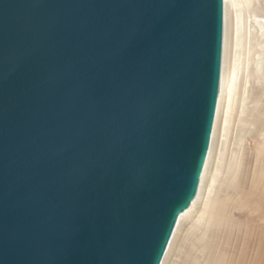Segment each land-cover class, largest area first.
<instances>
[{
    "label": "water",
    "instance_id": "1",
    "mask_svg": "<svg viewBox=\"0 0 264 264\" xmlns=\"http://www.w3.org/2000/svg\"><path fill=\"white\" fill-rule=\"evenodd\" d=\"M225 0H0V264H161L210 150Z\"/></svg>",
    "mask_w": 264,
    "mask_h": 264
},
{
    "label": "bare ground",
    "instance_id": "2",
    "mask_svg": "<svg viewBox=\"0 0 264 264\" xmlns=\"http://www.w3.org/2000/svg\"><path fill=\"white\" fill-rule=\"evenodd\" d=\"M249 137L256 139L253 159L246 145ZM261 201L264 0H225L221 88L210 150L198 194L179 217L161 264H264V224H257L258 220L264 221ZM248 207L250 214L257 212L258 216L233 214L235 209ZM245 224L244 252L237 260H225L226 256H235L228 247L234 232L241 233ZM255 237L258 255L248 262Z\"/></svg>",
    "mask_w": 264,
    "mask_h": 264
},
{
    "label": "rangeland",
    "instance_id": "3",
    "mask_svg": "<svg viewBox=\"0 0 264 264\" xmlns=\"http://www.w3.org/2000/svg\"><path fill=\"white\" fill-rule=\"evenodd\" d=\"M246 145H247V148H248V151H249V155L251 156L252 154L254 155V152H255V148H256V139H254V138H251V137H249L248 138V141H247V143H246ZM253 155L251 156L252 157V159H253ZM250 157V158H251ZM254 162H252V167H254L253 165H255V164H253ZM250 174V176H249V178L251 177V179H252V176H253V174H254V168L252 169V171H251V173H249ZM251 179H249V183H250V181H251ZM247 184L248 186H250V184ZM263 201H261V203H262ZM264 203V202H263ZM249 207H248V209L247 208H243V209H235L234 211H233V214H236V215H241L243 218H245V217H247V215L249 216V217H255V216H258V213L256 212V213H254V214H250V211H249ZM245 216V217H244ZM257 224H264V221H260V220H258L257 221ZM246 224L241 228V233H238V231H237V233H236V231L234 232V234L232 235V238H231V246H229L228 247V249L230 250V252H233V251H235V253H234V257H225V260H227L228 258H230V260H231V258H233V259H238V258H240V255H242V253L244 252V247H245V245H244V242H245V240H244V235H245V233H246ZM237 237V238H236ZM241 237V238H240ZM235 238V239H234ZM239 239V240H238ZM233 241V242H232ZM236 243V244H235ZM258 247H259V242H258V239H257V237H255V239L252 241V243H251V247H250V251H249V253H248V262H250L249 260H251V259H253L255 256H257L258 255ZM242 249V250H241Z\"/></svg>",
    "mask_w": 264,
    "mask_h": 264
}]
</instances>
